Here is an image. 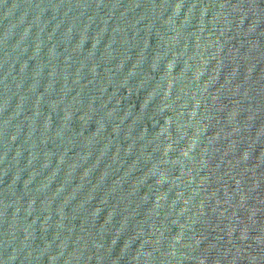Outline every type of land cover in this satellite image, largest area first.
I'll return each instance as SVG.
<instances>
[{
    "label": "water",
    "instance_id": "obj_1",
    "mask_svg": "<svg viewBox=\"0 0 264 264\" xmlns=\"http://www.w3.org/2000/svg\"><path fill=\"white\" fill-rule=\"evenodd\" d=\"M0 264H264V0H0Z\"/></svg>",
    "mask_w": 264,
    "mask_h": 264
}]
</instances>
